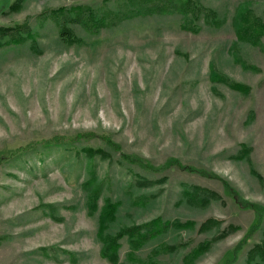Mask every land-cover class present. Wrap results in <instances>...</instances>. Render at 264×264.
Segmentation results:
<instances>
[{
	"label": "rangeland",
	"instance_id": "rangeland-1",
	"mask_svg": "<svg viewBox=\"0 0 264 264\" xmlns=\"http://www.w3.org/2000/svg\"><path fill=\"white\" fill-rule=\"evenodd\" d=\"M121 1L8 0L10 7L0 0V148L106 131L121 152L148 164L174 158L196 170L173 164L149 172L120 162V151L94 139L71 149L39 146L2 161L0 264H110L100 255L97 214H88L80 186L88 160L77 150L87 144L110 153L94 158L108 191L119 195L140 175L153 194L146 207L126 200L111 230L157 216L191 221L164 235L175 248L157 256L160 264H248L250 250L264 241V216L258 222L228 189L264 207V49L237 40L232 25L235 7L246 0H202L223 22L198 31L183 29L180 14L147 13L98 34L75 27L80 43L59 38L54 9L100 3L116 9ZM247 1L264 22V0ZM211 62L228 82L210 78ZM194 187L201 190L191 201L184 192ZM207 240L208 249L186 262ZM127 251L124 238L121 260Z\"/></svg>",
	"mask_w": 264,
	"mask_h": 264
},
{
	"label": "trees",
	"instance_id": "trees-1",
	"mask_svg": "<svg viewBox=\"0 0 264 264\" xmlns=\"http://www.w3.org/2000/svg\"><path fill=\"white\" fill-rule=\"evenodd\" d=\"M5 1L4 4L6 6H14V3L10 4L8 0ZM147 13L180 14L183 18L182 28L190 31H198V28L202 25H220L223 22V19L218 17L214 19L219 13L217 9L205 5L202 0H122L117 4L116 9H112L101 3L98 6L73 4L69 7L62 6L54 9L51 16L58 25L59 38L67 44H74L82 41L77 36L75 27H79L91 34H98L106 27H111L121 20L144 16ZM232 25L237 40H248L264 49V43L260 39L264 35V22L253 12L250 1H242L235 7ZM22 26L25 25L20 24L17 26V31L20 34L24 30L21 28ZM26 30H28V36L32 35L33 45H35L37 43L35 36L29 29ZM210 78L214 81L228 82V78L224 74L216 72L213 62L210 64ZM230 84H234L235 87L243 86L240 83L231 82ZM90 139L100 140L109 149L120 151L119 144L106 131L100 133L91 130L75 131L74 133L66 134L57 133L50 137H37L11 146L4 145L0 148V162L35 150L39 146L50 147L57 145L71 149L77 147V142ZM80 152H83L88 160V173L80 186L84 194V205L88 214H97L96 237L100 243V255L110 264H160L158 255L168 249L175 248V246H170L164 240V235L170 229L180 230L188 228L193 222H181L178 219H164L162 216H157L140 223L123 224L118 229L111 230V226L117 221L126 200L133 207H146L152 202L153 194L144 191L149 181L147 178L140 177L139 175L137 178H132L127 185L123 186L119 195H114L111 191H108L110 190V184H107L106 179L99 177L94 163L96 155L103 158L110 153L100 146L94 147L90 144L84 145L77 150V153ZM120 158V162L122 161L124 164L136 165L149 172H157L161 168H166L173 164L188 170H196L174 158L168 160L162 166L148 164L138 155L121 151ZM228 189L234 198L239 203H242L243 207H249L257 213L258 222L262 220L264 207L261 204L244 199L231 186ZM200 190L199 187H194V191L188 190L184 193L189 200L195 201L199 196L198 192ZM49 205L53 207V204ZM50 214L55 219L61 218L60 216H55L52 211ZM257 226H259V223L253 228ZM232 228L235 229V227ZM225 234H227L226 231L220 236H224ZM124 238H126L128 243V251L126 252L125 260H121L119 251L122 246V239ZM210 243L211 240L200 243L193 249L190 255L185 257V261L194 260L195 257L208 249ZM151 244L153 245L150 251L146 255H143V249ZM71 259L76 261L75 254H72ZM248 264H264V241L255 245L250 250Z\"/></svg>",
	"mask_w": 264,
	"mask_h": 264
}]
</instances>
